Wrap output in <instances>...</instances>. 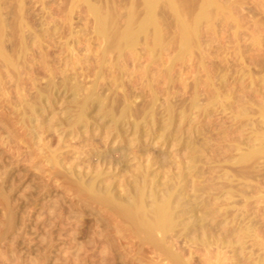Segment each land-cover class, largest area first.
<instances>
[{"label":"rangeland","instance_id":"1","mask_svg":"<svg viewBox=\"0 0 264 264\" xmlns=\"http://www.w3.org/2000/svg\"><path fill=\"white\" fill-rule=\"evenodd\" d=\"M150 17L156 28L152 25L144 34L141 29ZM186 24L196 28L189 49L184 47ZM128 29L139 35L133 48L125 46ZM0 47V264H167L133 223L82 192L80 183L99 171L105 174L103 185L117 187L133 182V175L145 167L161 187L180 166L188 171L177 196L182 199L179 213L185 215L182 223L217 227L212 238H221L230 248L217 250L220 255L213 250L226 263L242 251L238 243L245 227H253L241 263L264 258V156L257 162L260 171L253 162L233 164V156L252 149L247 138L264 112V0H0ZM67 77L82 91L108 85L115 77L104 92L109 103L114 100L111 90L117 88L120 104L128 92L137 110L154 99L156 106H170L177 122L167 128L162 110L164 116L152 131L163 138L144 130L139 138L128 132L124 140L106 139L110 123L91 109L90 127L73 131L69 124L81 96L75 100L59 86ZM48 81L56 88L52 95L44 94L37 108L40 116L26 122V105L34 103L33 96L45 91ZM46 104L51 108L43 114ZM245 116L255 121L247 124ZM93 138L103 146L95 141L91 146ZM97 149L114 164L100 162L96 169L89 152ZM118 156L121 163L116 164ZM75 173L78 179L71 176ZM116 187L115 197L120 195ZM228 190L233 199L227 203ZM190 207L196 208L194 213H186ZM192 251L194 262L202 264L205 251ZM215 258L210 261L217 262Z\"/></svg>","mask_w":264,"mask_h":264},{"label":"bare ground","instance_id":"2","mask_svg":"<svg viewBox=\"0 0 264 264\" xmlns=\"http://www.w3.org/2000/svg\"><path fill=\"white\" fill-rule=\"evenodd\" d=\"M154 1V0H151ZM170 1V0H169ZM202 1V0H201ZM207 1V0H206ZM174 2V1H172ZM177 2V1H176ZM232 2V1H231ZM152 3V2H151ZM156 3V2H154ZM170 3V2H169ZM179 3V2H178ZM177 3V4H178ZM210 3V2H209ZM166 4V3H165ZM174 4V3H173ZM157 5V4H155ZM207 5V4H206ZM204 5V9L205 6ZM145 6V5H144ZM170 6V5H169ZM209 6V5H207ZM151 8H153L154 6L151 4L150 5ZM155 8V7H154ZM187 8V7H186ZM208 9V7H206ZM150 9V8H149ZM190 9V8H189ZM192 10V9H191ZM211 10V9H210ZM219 10V9H217ZM173 12V11H172ZM185 12V11H184ZM207 12V11H204ZM186 13V12H185ZM213 13V12H212ZM197 14V13H196ZM210 14V12H209ZM215 11H214V15H215ZM137 15V14H136ZM188 15V13H187ZM193 15V14H192ZM202 15V14H201ZM111 16V15H110ZM225 16V15H224ZM105 17V15H104ZM155 17V15H154ZM186 17V16H185ZM229 17V16H228ZM3 18V17H2ZM163 18V17H162ZM198 18V17H197ZM184 19V18H183ZM5 20V19H4ZM106 20V19H105ZM112 20V19H111ZM140 20V19H139ZM154 19H152L151 17L146 21L145 25L142 27V31L144 34H148L150 31L149 27L153 25V27L156 28V23L153 21ZM182 20V19H181ZM187 21V20H186ZM227 21V20H226ZM104 22V21H103ZM225 22V21H224ZM107 23V22H105ZM140 23V22H139ZM194 23V22H193ZM110 24V23H109ZM189 24V23H188ZM100 25L103 27V24ZM197 26V25H196ZM253 26V25H252ZM100 27V26H99ZM161 27V26H160ZM183 35H185V48H190V43H191V39L193 37L194 31H195V26H187L183 25ZM97 28V27H96ZM99 29V28H98ZM162 29V28H161ZM103 30V29H102ZM180 30V29H179ZM118 31V30H117ZM155 32V30H153ZM157 31V30H156ZM178 31V30H177ZM2 32V31H1ZM98 32V31H97ZM230 32V31H229ZM163 33V32H162ZM104 34V33H103ZM117 34V32H116ZM151 34V33H150ZM153 34V33H152ZM156 35V33H154ZM182 35V34H181ZM146 36V35H145ZM258 36V35H257ZM119 37V36H117ZM154 37V36H153ZM31 39V37H30ZM125 39V43L127 47L133 48V46L137 43L138 39H139V35L138 33L135 34L134 32H132L131 30L128 29V33L126 34V36L124 37ZM258 38H256L255 40H257ZM33 40V39H31ZM109 40V39H108ZM107 40V41H108ZM157 40H160L159 37ZM34 41V40H33ZM145 42V41H144ZM159 42V41H157ZM193 42V41H192ZM194 43V42H193ZM110 44V43H109ZM118 44V43H117ZM149 44V43H148ZM196 44V43H195ZM146 45V44H145ZM257 45V44H256ZM114 46V45H113ZM189 46V47H188ZM193 46V45H192ZM248 46V45H247ZM250 46V45H249ZM252 46V45H251ZM121 47V46H120ZM1 48V47H0ZM3 48V47H2ZM115 48V47H114ZM129 48V49H130ZM6 49V48H5ZM24 49V48H23ZM119 49V48H118ZM18 50V49H17ZM186 50V49H185ZM3 51V50H1ZM24 52V51H23ZM114 52V51H113ZM20 57V56H19ZM2 58V57H1ZM100 60V59H99ZM10 61V60H8ZM27 61V60H26ZM14 63V61H13ZM12 64V62H11ZM16 65V64H14ZM42 65V64H41ZM13 66V65H12ZM11 66V67H12ZM16 67V66H15ZM93 67V66H92ZM31 68V67H30ZM71 68V67H70ZM8 69V68H7ZM86 69V68H85ZM27 70V69H26ZM60 70V69H59ZM6 71V70H5ZM49 72V71H48ZM13 74V73H12ZM21 74V73H20ZM166 74V73H165ZM74 75V74H73ZM96 78L98 77V72L95 74ZM161 75V74H160ZM84 76V75H83ZM89 76V75H88ZM32 77V76H31ZM27 78V77H26ZM45 78V77H44ZM75 78V77H73ZM85 79V78H84ZM101 79V78H100ZM2 80V79H1ZM97 80V79H96ZM17 81V80H16ZM23 81V79H22ZM115 77H112L109 84H115ZM166 81V80H165ZM254 81V80H253ZM49 83L47 84L46 88H44L43 92L38 91L37 95L35 94V96H33L34 99V103H30L26 105V112H28V115L30 113V115L28 117H25V121L30 123L32 121V119L34 118V116H40L38 115V109L39 106H41L43 104V98H45V96L51 93L52 95V91L53 88L55 89L56 87L54 86V84L50 81H48ZM156 82V81H155ZM199 82V81H198ZM249 82V81H248ZM77 83V82H76ZM108 83V82H106ZM201 83V82H200ZM108 84V85H109ZM250 84V83H249ZM254 84V83H253ZM99 85V84H98ZM105 86L100 87L97 89L96 85L94 84L91 88L89 87V89H86L84 91H82V88L76 84V85H72L71 84V77H67V78H63L62 81H60L59 86L63 87L65 90H67L66 92L70 91L73 95V97H75V100H77L78 96H81V100L79 101H75V105H78L76 108H78V112L76 113L75 117H72L71 115V121L69 124V128L72 129L73 131H75L76 129L79 130V126H83V127H90V118L87 117L88 112L91 109H95L96 110V114L101 115L103 118V121L105 120V122L110 123V128L108 126V133H106L107 135H105L104 138L109 139H115V138H119V139H123L125 137V134L128 132H132L135 137L139 138V135L141 134V132H143L144 130H150L151 134L149 135L150 137L152 136H160V138H163V135H159V132H154L152 131L155 125L157 126V123L159 122V118L163 117L164 115L159 114V111H164V113H166L165 116H168L167 121V128L169 127V129L171 128V126L174 125L175 121H176V116L172 115V108L170 106H165L164 105H159L156 106V100L151 99V101L148 102V105L144 108V109H139L137 110V106L130 101L128 98L132 95L131 92H128L127 95L124 97L122 96L121 98H123V101L121 102V104L117 101L118 99H116L117 95H118V91H116V87L114 86V88H116L114 91L111 90V94L114 97V100H112V102L109 103L108 101V96L104 94L105 91H107L109 89V86L104 84ZM179 85V84H178ZM58 88L59 86L56 85ZM110 87V88H111ZM142 87V86H141ZM259 88V87H258ZM98 90V91H97ZM119 90V89H118ZM158 90V89H157ZM113 91V93H112ZM123 91V90H122ZM186 91V90H185ZM15 92V91H14ZM29 92V91H28ZM83 96L81 95V93H83ZM262 92V91H261ZM120 93V92H119ZM161 93V90H160ZM263 93V92H262ZM46 94V95H44ZM107 94V93H106ZM152 94V93H151ZM162 94V93H161ZM47 95V96H48ZM153 95V94H152ZM210 95V94H209ZM223 95V94H222ZM255 95V94H254ZM17 96V95H16ZM110 96V95H109ZM160 96V95H159ZM239 96V95H238ZM244 96V94H243ZM32 97V96H31ZM57 97V96H56ZM211 97V96H210ZM248 97V96H247ZM32 98V99H33ZM51 97H49L48 99H50ZM112 98V97H111ZM119 98V97H117ZM134 98V97H133ZM136 98V97H135ZM149 98V97H148ZM154 98V96H153ZM223 98V97H222ZM236 98V97H235ZM30 99V98H29ZM46 99V98H45ZM138 99V98H137ZM166 99H168L166 97ZM51 100V99H50ZM172 100V99H171ZM193 100V99H192ZM47 101V100H46ZM182 101V100H181ZM196 101V100H195ZM48 102V101H47ZM17 103V102H16ZM168 103V102H167ZM187 103V102H186ZM193 103V102H192ZM260 103V102H259ZM194 104V103H193ZM251 104V103H250ZM19 105V104H18ZM47 105V104H46ZM49 105V106H48ZM47 106L43 105V114L45 111H47L49 108H51L50 104H48ZM219 105V104H218ZM221 105V104H220ZM223 105V104H222ZM264 105V104H263ZM45 106V107H44ZM108 106V107H107ZM242 106V105H241ZM249 106V105H248ZM193 107V105L191 104V108ZM195 107V106H194ZM200 107V106H199ZM222 107V106H221ZM243 107V106H242ZM253 107V106H252ZM258 107V106H257ZM20 109V108H19ZM264 109V108H263ZM262 109V110H263ZM24 110V109H23ZM23 110H22V115H23ZM52 110V109H51ZM71 110V109H70ZM141 110V114L140 113ZM237 110V109H236ZM254 110V109H253ZM49 111V110H48ZM202 111V110H201ZM206 111V110H205ZM243 111V110H242ZM261 111V110H260ZM25 112V113H26ZM40 112V110H39ZM179 112V111H178ZM241 112V110H240ZM248 112V111H247ZM257 112V111H256ZM138 115H137V114ZM161 113V112H160ZM46 114V113H45ZM177 114V113H176ZM240 114V113H239ZM245 114V113H244ZM244 114L241 116H237V120L239 119V117L241 119H243ZM249 114V113H248ZM258 114V113H257ZM193 115V114H192ZM247 115V114H246ZM250 115H252V113H250ZM53 116V115H52ZM74 116V115H73ZM97 116V115H96ZM179 117V116H178ZM188 117V116H187ZM181 120H183L182 117H180ZM36 119V118H34ZM96 120V117L94 118ZM94 119H92L93 121H95ZM240 119L241 122L245 121L243 119V121ZM245 119L246 118L245 116ZM255 119V118H253ZM253 119H248L247 120V124L248 123H253ZM70 120V119H69ZM45 122V121H44ZM49 122V121H48ZM61 122V121H60ZM59 122V123H60ZM177 122V121H176ZM246 122V121H245ZM244 122V123H245ZM57 123V121H56ZM62 123V122H61ZM64 123V122H63ZM95 123H98L97 121ZM239 123V122H238ZM22 124V123H21ZM66 124V123H65ZM160 124V123H159ZM98 125V124H97ZM94 125V126H97ZM104 125V124H103ZM107 125V124H106ZM161 125V124H160ZM165 125V124H164ZM237 125V124H236ZM253 126H255L257 128V130H254L256 132L252 133L247 139L248 141L252 143L253 147L252 149H249V151H247L246 153H242V154H236V156H233V161L235 163V165H245V163L249 164V162H253V167H256L260 164H258L257 162L263 158L264 156V112L262 111L259 115V117H257V120L254 122V124H252ZM252 126V127H253ZM34 127V126H33ZM49 126L47 125V128ZM67 127V126H66ZM100 127V124L99 126ZM97 128V127H96ZM103 128V127H102ZM87 129V128H86ZM105 129V128H104ZM38 131L40 129H37ZM47 130V129H46ZM155 130V129H154ZM182 130V126L177 128V133L179 131ZM48 132V131H47ZM88 132V131H87ZM147 132V131H146ZM50 133V132H49ZM162 133V132H161ZM48 134V133H47ZM67 135V134H66ZM148 135V134H147ZM147 136V137H149ZM154 136V137H155ZM235 136V135H234ZM167 137V135H166ZM78 139V138H77ZM98 139V138H97ZM95 139L93 138L92 140V144L91 146H93V143L95 141V144H100V139ZM158 139V138H157ZM124 140V139H123ZM139 141V140H138ZM132 141H130L131 143ZM137 142V141H136ZM122 143V142H121ZM80 145V144H79ZM101 146H103L102 144H100ZM153 145V144H152ZM239 145V144H238ZM241 145V144H240ZM250 145V144H249ZM251 145V146H252ZM45 146V145H44ZM46 146H49L48 144ZM71 146V145H70ZM99 146V145H98ZM97 146V147H98ZM74 147V146H73ZM94 147V146H93ZM121 147V149H125L122 144L119 146ZM232 147V146H231ZM241 147V146H240ZM60 148V147H58ZM69 148V147H68ZM107 148V147H106ZM109 148V147H108ZM132 148V147H131ZM237 148V147H236ZM91 149V148H90ZM59 150V149H58ZM89 150V149H88ZM127 150V149H126ZM130 150V149H129ZM145 150V149H144ZM240 150V148H239ZM56 151V150H55ZM91 152H89V154L91 153L92 156L90 155L91 159H95L97 161V165H96V169L99 170V167H97L99 165L100 162H104V165H113L114 161L108 158L106 159L105 157H103L101 154H99V149L97 150H90ZM232 151V150H231ZM230 151V152H231ZM58 152V151H56ZM102 152V151H101ZM124 152V151H122ZM145 152V151H144ZM143 152V153H144ZM238 152V151H235ZM88 154V152H86ZM50 154V153H49ZM56 154V153H55ZM55 154L53 153V156H55ZM62 154V153H61ZM60 154V155H61ZM76 155V154H75ZM111 155V154H110ZM109 155V156H110ZM214 155V154H213ZM43 156V155H42ZM112 156V155H111ZM220 156V155H219ZM71 157V155H70ZM87 158L89 157L86 156ZM119 157V156H118ZM158 157V156H157ZM42 158V157H41ZM50 158V156H49ZM53 157H51L52 159ZM63 158V157H62ZM215 158V157H214ZM54 159V158H53ZM67 159V158H66ZM85 159V156H84ZM90 159V160H91ZM89 160V159H88ZM88 160H85L88 162ZM84 161V160H83ZM165 161V160H164ZM54 162V161H53ZM94 160H92V164H93ZM60 163V162H59ZM84 163V162H82ZM80 163V164H82ZM95 163V162H94ZM116 164L121 163L120 162V157L116 160L115 162ZM195 163V162H194ZM56 164V163H54ZM88 164V163H87ZM91 164V163H90ZM96 164V163H95ZM101 164V163H100ZM147 164V163H146ZM164 164V163H162ZM258 164V165H257ZM83 165V164H82ZM120 165V164H119ZM252 165V164H251ZM95 166V165H94ZM146 166V165H145ZM183 166V165H182ZM234 166V165H233ZM261 166V165H260ZM72 167V166H71ZM91 167V166H90ZM89 167V168H90ZM114 167V166H113ZM144 167V166H143ZM178 167V166H176ZM252 167V166H251ZM252 169L256 170V168ZM161 168V167H160ZM241 168V167H240ZM247 168V167H246ZM262 168V167H259ZM70 169V168H69ZM93 169V168H92ZM101 169V168H100ZM150 168H143L138 170L139 172H136V174H134V181L130 182L129 184L126 182H121V184L117 187H119L117 189L116 186L112 184H108V185H103V179H104V173L93 169V171L95 170L94 173L97 172V174H94L95 176L92 177L91 179L88 180V183L84 184L83 182L80 183V189L82 192L88 194L89 196H91V198H93V200H97V201H102L103 204H106L107 207L109 209H114L116 211H118L122 217H124L126 220L130 221L131 223H133V225L135 226V230L139 233V235L141 234L143 236V240L148 244V246L152 247L154 249V251L157 252V254L160 256L158 257L157 254L156 256L158 258H162L163 261L165 260V262L167 264H199L200 262L198 261L199 259H201L200 261H202V264H240L242 259L244 258L241 254H247L245 250V242L251 238V235H254V230L247 226L245 227V229L243 230L242 235L240 236V242H244V243H238V241H236L238 244H240V248L242 249L243 252L245 253H241L239 252H235L238 255H233L232 251H234V248L238 246L233 245L234 243H232L233 241H231V243L229 244V242L227 243V245H231V247L233 246V250L231 249V253L234 256L232 259L230 256L228 259L231 260V262H229L227 260V263L224 262L225 257L223 258L224 261L222 259H218L219 255H220V251H222L226 244H224V241H220L217 239H213L212 235L215 234L217 232V227L215 226H211L210 228H208L206 230L205 226L202 224H198L195 228L193 227H189V225L187 224H183L182 223V213H179V208H180V201L182 199H179L178 194H179V189L183 187V185L181 184V181L186 178L185 175L188 173L182 170V167L180 166L178 170V172L176 173V175L168 180L167 182H165L164 184L159 185V182L157 181V176L156 175H152L150 170ZM164 169V168H163ZM68 170V169H67ZM195 170V169H193ZM232 170V169H231ZM258 170V168H257ZM135 171V170H134ZM249 171V170H248ZM260 171V170H258ZM68 172V171H67ZM71 172V171H70ZM190 172V171H189ZM193 172V171H192ZM256 172V171H255ZM253 172V173H255ZM86 173V172H85ZM133 173V172H132ZM153 173V172H152ZM191 173V172H190ZM259 173V172H258ZM69 174V173H68ZM90 174V173H89ZM92 174V173H91ZM104 174V175H103ZM188 175V174H187ZM199 175V174H198ZM252 175V174H251ZM259 174H256V176ZM70 176V175H69ZM72 177H76L77 179L80 177V174H71ZM132 176V177H133ZM254 176V175H252ZM255 176V177H256ZM238 177V176H237ZM248 177V176H247ZM249 178V177H248ZM75 179V178H74ZM251 179V176H250ZM253 179V177H252ZM76 180V179H75ZM102 180V181H101ZM113 180V179H112ZM132 180V179H131ZM254 180V179H253ZM256 180V179H255ZM121 181V180H120ZM127 181V180H125ZM182 181V182H183ZM80 182V181H79ZM229 183V182H228ZM115 184V183H114ZM193 184V183H192ZM226 184V183H225ZM239 184V183H238ZM242 184V183H241ZM116 187L115 189L119 190L120 189V195L116 196L118 197L116 199L115 194L116 192L112 193V191L114 190L113 188ZM160 187V188H159ZM188 187V186H187ZM239 187V185H238ZM242 187V186H241ZM240 187V188H241ZM244 187V186H243ZM246 187V186H245ZM237 188V187H236ZM239 191L243 194L244 190H240ZM238 189V188H237ZM246 189V188H245ZM116 190V191H117ZM181 190V189H180ZM185 190V189H184ZM217 191V190H216ZM229 191V190H228ZM237 191V190H236ZM238 191V192H239ZM255 191V190H254ZM233 191H229L230 196L227 199L226 197V201H231L233 199L232 197V193ZM257 192V191H256ZM258 193V192H257ZM182 194V193H181ZM179 194V195H181ZM178 196V197H177ZM186 198V197H185ZM188 198V197H187ZM195 198V197H194ZM241 199V198H240ZM92 201V200H91ZM223 202V201H222ZM244 202V201H243ZM254 202V201H253ZM263 202V201H262ZM228 203V202H227ZM233 203V201H232ZM256 204V203H255ZM202 207V206H201ZM206 207V206H205ZM246 208V207H245ZM195 207L193 210V207L188 209V212L186 210V213L189 212H193L195 211ZM258 209V208H257ZM214 211V210H213ZM237 211V210H236ZM254 211V210H253ZM205 212V210H204ZM208 212V210H207ZM184 213V214H186ZM194 213V212H193ZM117 214V213H116ZM255 214V213H254ZM236 216V215H235ZM254 216V215H253ZM225 217V216H224ZM238 217V216H237ZM240 217H238L239 219ZM241 220V219H239ZM125 223V222H124ZM196 223V222H195ZM260 223V222H259ZM194 224V223H193ZM246 224V223H245ZM132 225V224H131ZM127 226V225H126ZM251 226V225H250ZM253 226V225H252ZM241 228V227H240ZM219 229V228H218ZM253 231H252V230ZM188 232H191L192 235L188 236ZM219 232V231H218ZM223 232V231H222ZM137 233V234H138ZM225 233V232H224ZM221 234V233H220ZM216 235V234H215ZM256 236V235H255ZM254 236V238H255ZM258 236V235H257ZM239 236H237L238 238ZM250 237V238H249ZM253 238V236H252ZM229 240V238H228ZM254 241V239H252ZM251 240V241H252ZM224 242V243H222ZM145 243V245H146ZM256 242H254L255 244ZM178 246V247H177ZM253 246V245H252ZM228 249L230 248V246H227ZM225 247V248H227ZM151 248V249H152ZM173 248H177L174 251ZM260 248V247H258ZM262 248V247H261ZM260 248V249H261ZM216 250V252L214 250ZM227 249V250H228ZM238 249V248H237ZM247 249V248H246ZM259 249V250H260ZM195 252V250L198 252L199 250H204L205 251V257L204 259L201 258H196L198 263L193 260L192 253L193 251ZM213 250V251H212ZM217 250H220L219 252H217ZM196 252V254H198ZM217 257V262H211L210 258H214V256ZM219 254L218 256L215 253ZM151 253V252H150ZM226 253V252H225ZM257 253V252H256ZM212 255V257H211ZM246 256V255H245ZM250 255H248L247 257H249ZM261 256V255H260ZM185 257H187L185 259ZM252 258L251 256L249 257V259ZM259 259H255V261L252 262L251 264H264V258L260 259V257H258ZM227 259V258H226ZM253 259V258H252ZM214 260V259H213ZM224 262H222V261ZM243 260H246V258H244ZM221 261V263H220ZM249 261L247 264H249ZM244 262V261H243ZM201 264V263H200ZM242 264V263H241ZM246 264V261L245 263Z\"/></svg>","mask_w":264,"mask_h":264}]
</instances>
